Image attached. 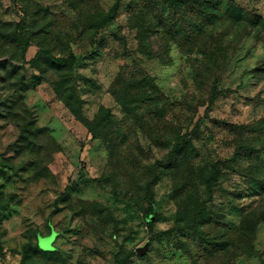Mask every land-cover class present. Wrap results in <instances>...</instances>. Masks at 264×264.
<instances>
[{
	"label": "rangeland",
	"instance_id": "1",
	"mask_svg": "<svg viewBox=\"0 0 264 264\" xmlns=\"http://www.w3.org/2000/svg\"><path fill=\"white\" fill-rule=\"evenodd\" d=\"M0 264H264V0H0Z\"/></svg>",
	"mask_w": 264,
	"mask_h": 264
},
{
	"label": "trees",
	"instance_id": "2",
	"mask_svg": "<svg viewBox=\"0 0 264 264\" xmlns=\"http://www.w3.org/2000/svg\"><path fill=\"white\" fill-rule=\"evenodd\" d=\"M106 21H108V19L104 17V18L101 20V23H102L101 25L103 26V23H105ZM51 62H52V64H54L55 66H58V67H65V68H67L68 66L70 67V66H72V65L76 62V58H75V57H69V58H52V59H51ZM213 98H214V97L211 98V100H210V104L213 102ZM108 114H109V109L103 108L102 113H101V115L99 116V119H101V118H105L106 115H108ZM215 176H216V174H213V175L210 177V179H209L208 182L213 181ZM149 197H150V198L152 197V193H149ZM149 216H150V215H149ZM149 216H147L146 219H147ZM153 216H154V215H153ZM146 219H145V221H146V223H147V226L151 228L152 225H153V222L149 223V222H147ZM154 219H155V216H154ZM34 248H36V249H40V248L38 247V244H36V245L34 246ZM40 250H41V249H40ZM54 250H55V247H54V249H53L52 251H43V250H41V251H42V253H45V254H52Z\"/></svg>",
	"mask_w": 264,
	"mask_h": 264
},
{
	"label": "water",
	"instance_id": "3",
	"mask_svg": "<svg viewBox=\"0 0 264 264\" xmlns=\"http://www.w3.org/2000/svg\"><path fill=\"white\" fill-rule=\"evenodd\" d=\"M147 222L151 223L154 221V216L153 215H150L147 219ZM57 233H55L54 230L51 231V233L47 236V237H41V236H38L37 238V244L39 242V240H43V241H47L48 242V246H42V247H38L43 250V251H52L54 249V247L51 246V244L53 243L55 237H56ZM147 249H148V244H145L144 246L142 247H138L135 249V253L142 256L144 255L146 252H147Z\"/></svg>",
	"mask_w": 264,
	"mask_h": 264
}]
</instances>
